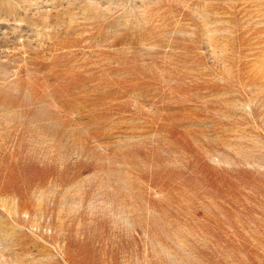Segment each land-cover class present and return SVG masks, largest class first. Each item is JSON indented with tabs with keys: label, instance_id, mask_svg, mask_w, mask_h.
Returning <instances> with one entry per match:
<instances>
[{
	"label": "rangeland",
	"instance_id": "374dc122",
	"mask_svg": "<svg viewBox=\"0 0 264 264\" xmlns=\"http://www.w3.org/2000/svg\"><path fill=\"white\" fill-rule=\"evenodd\" d=\"M0 264H264V0H0Z\"/></svg>",
	"mask_w": 264,
	"mask_h": 264
}]
</instances>
